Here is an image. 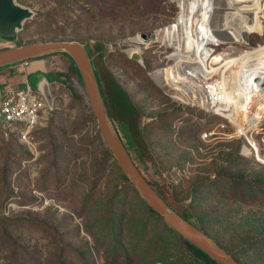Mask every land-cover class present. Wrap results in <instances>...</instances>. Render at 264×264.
I'll list each match as a JSON object with an SVG mask.
<instances>
[{"label":"rangeland","instance_id":"obj_1","mask_svg":"<svg viewBox=\"0 0 264 264\" xmlns=\"http://www.w3.org/2000/svg\"><path fill=\"white\" fill-rule=\"evenodd\" d=\"M15 1L33 14L23 22L17 40L0 38V49L63 39L77 40L91 52L96 47L137 111L136 123L154 163L130 133L119 123L116 127L140 172L150 180H163L171 197L212 226L205 227L207 233L240 263L264 264V113L255 116L253 98H247L237 121L244 125L242 133L236 128V110L212 106L215 115L175 100L167 87H160L161 82L193 83L169 71L181 62L173 63L168 58L173 49L160 43L179 22L181 10L195 5L181 7L177 0ZM224 1H219L221 8L212 0L215 11L203 14L208 33L212 26L207 22L214 15L223 28L227 25L225 16L233 9L225 10ZM213 31L210 42L227 44L244 42L249 32L240 29L221 38ZM139 32H149L154 41L134 60L125 50ZM262 37L251 35L250 45ZM198 53L202 58L201 44ZM53 57L59 63L65 58L57 53L0 72V92L26 85L37 91L45 76L54 97V110L40 126L27 133L0 127V264H195L162 217L148 214L132 184L123 183L113 157L103 152L95 117L72 95L74 83L63 69L49 71ZM34 64H45L49 72L29 68ZM242 72L238 82L243 93L252 64ZM219 77L206 82L224 89L214 81ZM255 81L264 84V77L256 75ZM242 93L230 95V102H240Z\"/></svg>","mask_w":264,"mask_h":264},{"label":"bare ground","instance_id":"obj_2","mask_svg":"<svg viewBox=\"0 0 264 264\" xmlns=\"http://www.w3.org/2000/svg\"><path fill=\"white\" fill-rule=\"evenodd\" d=\"M219 1L220 0H218V4L220 5L222 2L220 3ZM177 2L181 7L191 4H194L196 7L188 6L181 10L179 22L166 33L164 40L160 44L173 49L169 54L170 56L168 57L173 60V63L181 62L180 66L169 69V71L178 80H190L193 81V83L189 85V83L181 82H161L160 87H167L166 90L171 93V97L180 101L181 103H187L190 101L193 103V105H201L206 107V109H212V104H217L220 105V107L222 106L229 110H236V128L239 130V132H242L245 129L244 125L242 122L237 121L240 117H242L243 104L247 98H253V110L255 111L256 115L254 113L253 114L255 116H260L262 112L264 113V84L262 82L256 83L255 81L256 75L258 79L264 77V48L258 53L252 54L246 51H252L254 48H257L261 45L244 50L233 45L229 47L227 46V48L220 52L217 51L210 53V48L206 46V44L212 43L210 42V37L208 35L209 33L212 34V30H215L213 33L214 35L216 34V37L219 36L221 38L225 35H236L240 29H243L244 31L249 30V32H260L263 29V25L256 14L257 5L255 6V4H257V0H225L224 5H228H226L227 7H224V9H233L225 16V18H227V25L225 27L227 28H223V24L217 22V16L215 17L214 15L212 22H207L208 26H212V29H209V33L207 32L206 28H204V23L207 21V17L205 16L204 18L203 14H207L211 10L213 14L216 3L212 4V0H177ZM252 3L254 5L250 6ZM237 6L239 11L235 12L234 10L237 8ZM247 6L248 8H246ZM189 9L193 10L188 11ZM245 9H249L247 13L249 12L250 15L247 18H245L243 15ZM231 15L235 16V20H232V22L229 20ZM258 28L260 29L255 30ZM177 33H179V38H177ZM131 41L133 46L125 50L126 54L131 56L132 53L136 52L140 56L142 49L154 40L151 37L148 39H143L137 35L133 37ZM199 41L201 42L199 43ZM214 42L218 43L216 41ZM200 44L203 51L202 58L199 57L198 53V47ZM203 47L206 49V54ZM262 47H264V45H262ZM207 61L209 64L208 67L205 68ZM250 64H252V76L246 82L248 88L243 91L242 100L238 103L230 102L228 98L230 93L242 91L238 79L243 75L242 70L246 66H250ZM216 74H218L220 77L217 78L219 80L214 81H220L223 83L226 86L224 89H221L218 86H212V84L206 82L207 80L213 79L214 75ZM199 108L203 109L201 107ZM242 119H244V117ZM242 151L245 154L249 152L246 147H243Z\"/></svg>","mask_w":264,"mask_h":264},{"label":"water","instance_id":"obj_3","mask_svg":"<svg viewBox=\"0 0 264 264\" xmlns=\"http://www.w3.org/2000/svg\"><path fill=\"white\" fill-rule=\"evenodd\" d=\"M32 14L33 12L28 7L18 4L15 0H0V38L17 40V32L22 28L23 22ZM138 35L143 39L151 37L149 32H139ZM130 42L132 43V41ZM55 52L66 53L75 63L100 132L119 168L145 203L161 215L167 226L219 264H241L212 238L169 206L140 172L107 113L92 60L83 43L77 40L18 43L16 46L0 49V69ZM130 57L134 60L140 58L136 52L132 53ZM5 91L0 94V97ZM37 91L45 98L49 111L54 109V98L47 77L42 76L39 80Z\"/></svg>","mask_w":264,"mask_h":264},{"label":"trees","instance_id":"obj_4","mask_svg":"<svg viewBox=\"0 0 264 264\" xmlns=\"http://www.w3.org/2000/svg\"><path fill=\"white\" fill-rule=\"evenodd\" d=\"M63 40H66V39H63ZM86 48H87L89 55H90V58L92 60V64L94 67L98 87H99L102 99L104 101V105L106 107L107 113H108L113 125L115 126L117 132H118V129L116 127V123H119L122 129H124L128 133H130V137L132 138V140L134 141L136 146L140 149V151L144 155V157H146V159L150 160V162L154 163V160L151 159V156H150L151 154L149 153L147 146L141 137L140 130L138 129V126L136 123L135 115H136L137 111H136L135 107L132 105L127 93L116 82V80L113 77V75L111 74V72L103 65L99 56L95 52L96 47L94 49H92V52L89 50V48L87 46H86ZM97 48L99 51L100 49H102V46L99 45V46H97ZM263 48L264 47H262L261 50ZM258 52H256V53H258ZM57 53H63V52L50 53V54L43 55L39 58H44V57H47L49 55H55ZM92 54H94V55L96 54L95 55V62L96 63L94 62ZM63 55L65 56V58H63V62L61 61L62 64H61V62L60 63L56 62L55 58L53 57V61H52V63H50V65L48 67L49 71L63 69V71L67 75V79H71V82L74 83L73 84L74 86L72 88V95L79 100V102L81 103V105L85 109L86 113H88V114L92 113L93 114V112L89 106L87 97L85 95L84 89L82 87L81 77L79 75V72H78V69H77L75 63L66 53H63ZM15 64H17V63H15ZM61 66H63V67L60 68ZM239 92L242 93V91H239ZM236 93H238V92H236ZM233 94L234 93H230L229 96L233 95ZM241 97H242V95H241ZM229 101H232V99L231 100L229 99ZM212 106H217L223 110L224 109L226 110V108H224L222 106L220 107V105H217V104H212ZM208 107H210V106H208ZM53 110L54 109H52L49 112H52ZM215 115H217V114H215ZM93 116H94V114H93ZM40 125L41 124H37L36 126H40ZM102 137L103 136H101V141L103 143L104 154L107 156L113 157V155L110 152L105 140H103L104 138H102ZM113 159H114V157H113ZM114 162L117 164L115 159H114ZM118 168H119V166H118ZM119 170L121 171L120 168H119ZM121 173H122L123 183H125V184L131 183L122 171H121ZM143 176H145V175H143ZM145 178L149 182V184L156 190V192L162 197V199L169 206H171L178 214H180L184 219L188 220L189 222H191L192 224L197 226L200 230H202L205 234H207L217 244H219L224 250H226L230 255H232L234 257V255L232 254L231 251L225 249V247H223L221 245V243H219V241L216 238L211 237L207 233V231L205 230V227H208L207 229H211L210 227H212V226L209 227L207 225L205 226V224H202L199 221L198 216L194 214V212L192 211V209L189 206H185L182 203L177 202L176 200H174L171 197L170 191H169L166 183L163 180H158V179L150 180L146 176H145ZM229 184H230V186L233 185L232 182H229ZM141 200L145 204L148 214L161 217V215H159L156 211H154L151 207H149L142 198H141ZM167 227L175 235L177 242H179L181 244V246L183 247V250L190 257L192 262H194L195 264H219L217 261H215L214 259L209 257L206 253H204L202 250H200L195 245L190 243L188 240H186L185 238H183L182 236L177 234L169 226H167Z\"/></svg>","mask_w":264,"mask_h":264},{"label":"built area","instance_id":"obj_5","mask_svg":"<svg viewBox=\"0 0 264 264\" xmlns=\"http://www.w3.org/2000/svg\"><path fill=\"white\" fill-rule=\"evenodd\" d=\"M253 5L254 4L252 3L250 6ZM256 5V14L263 25V29L260 32H248L244 43L233 42L227 44L222 41L218 43H207L206 46L210 48V53L217 52L219 51V48L229 45L238 46V44H244L247 45V47L249 46V49L254 46L264 45V40L261 42H256L254 45H250L251 35L257 34L259 36H263L262 38H264V0H257V4H255V6ZM246 8H248V6ZM249 9L244 10L243 15L245 18L249 17L250 15L249 12L247 13ZM239 47L246 49L241 45ZM198 106L207 112H211L213 114L216 113L212 109H206L201 105ZM48 113L49 109L45 98L39 92L32 90L29 85H26L21 89H8L0 97V127L3 129L17 130L22 133H27L35 128L37 124H42L45 122ZM203 135L206 136L207 133L204 132Z\"/></svg>","mask_w":264,"mask_h":264},{"label":"crops","instance_id":"obj_6","mask_svg":"<svg viewBox=\"0 0 264 264\" xmlns=\"http://www.w3.org/2000/svg\"><path fill=\"white\" fill-rule=\"evenodd\" d=\"M40 60H42V59H40ZM45 64H47L46 62H45ZM45 64H34V65H32V66H30L29 68H33V70L34 71H41V72H43V73H45V72H49L48 71V69H47V66L45 65ZM13 66H15V64H13V65H10V66H8V67H6V68H2L1 70H0V72H2L3 70H5L6 72L7 71H12V69H11V67H13ZM0 76H1V74H0ZM2 92H0V94H1Z\"/></svg>","mask_w":264,"mask_h":264}]
</instances>
